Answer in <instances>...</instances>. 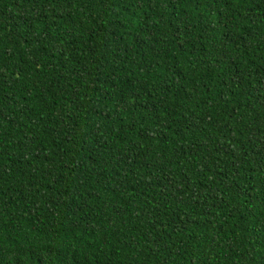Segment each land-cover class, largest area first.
<instances>
[{"label": "trees", "instance_id": "obj_1", "mask_svg": "<svg viewBox=\"0 0 264 264\" xmlns=\"http://www.w3.org/2000/svg\"><path fill=\"white\" fill-rule=\"evenodd\" d=\"M0 264H264V0H0Z\"/></svg>", "mask_w": 264, "mask_h": 264}]
</instances>
